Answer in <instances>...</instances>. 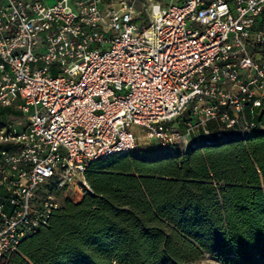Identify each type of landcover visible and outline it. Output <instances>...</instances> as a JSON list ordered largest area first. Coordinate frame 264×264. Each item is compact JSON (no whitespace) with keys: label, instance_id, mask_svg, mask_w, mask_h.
<instances>
[{"label":"built area","instance_id":"built-area-1","mask_svg":"<svg viewBox=\"0 0 264 264\" xmlns=\"http://www.w3.org/2000/svg\"><path fill=\"white\" fill-rule=\"evenodd\" d=\"M0 0V258L46 225L92 161L251 134L264 109V0ZM56 71V75H52ZM249 110L248 115L245 114ZM212 123V127L209 126Z\"/></svg>","mask_w":264,"mask_h":264},{"label":"trees","instance_id":"trees-1","mask_svg":"<svg viewBox=\"0 0 264 264\" xmlns=\"http://www.w3.org/2000/svg\"><path fill=\"white\" fill-rule=\"evenodd\" d=\"M260 130L198 141L157 158L92 161L81 200L0 264H264V109Z\"/></svg>","mask_w":264,"mask_h":264},{"label":"rangeland","instance_id":"rangeland-1","mask_svg":"<svg viewBox=\"0 0 264 264\" xmlns=\"http://www.w3.org/2000/svg\"><path fill=\"white\" fill-rule=\"evenodd\" d=\"M151 0H137L136 3V9L137 13L134 15V21L140 27L142 24H144L147 21V16L145 15V12L142 10V6L145 3L150 2ZM162 3L166 1L171 0H158ZM56 71H52V75H56ZM249 110L247 109L245 111V114L248 115ZM3 116H12L15 118V121H19L24 118V115L21 112L15 111L12 108H3L1 109V115L0 120L3 118ZM249 118V115H248ZM209 126L212 127V123H209ZM131 131L137 136L138 143L135 150L129 152V155L137 156V157H143V158H157L159 156L167 154L171 149L162 148L155 140H147L143 137L144 130L143 128L132 125ZM261 128L258 127V130ZM225 135L227 137H235L242 135L240 132H234L233 130L226 131ZM187 146L181 147V151H184ZM175 150V149H174ZM173 151V150H172ZM85 181V180H84ZM82 182V179L80 176H76L73 180V182L65 189L60 190H51L54 199L58 202L60 206L63 205L64 201L66 199H69L73 202H78L83 197V191L80 188V183ZM86 182V181H85ZM195 264H225L222 258H218L215 256H212L210 254H205L202 259L197 261Z\"/></svg>","mask_w":264,"mask_h":264},{"label":"crops","instance_id":"crops-1","mask_svg":"<svg viewBox=\"0 0 264 264\" xmlns=\"http://www.w3.org/2000/svg\"><path fill=\"white\" fill-rule=\"evenodd\" d=\"M178 150H180V151H181V149H178Z\"/></svg>","mask_w":264,"mask_h":264}]
</instances>
